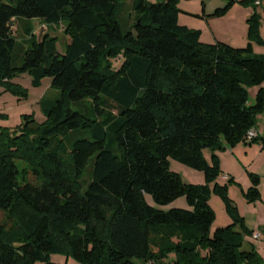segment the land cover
I'll list each match as a JSON object with an SVG mask.
<instances>
[{
    "label": "trees",
    "instance_id": "16d2710c",
    "mask_svg": "<svg viewBox=\"0 0 264 264\" xmlns=\"http://www.w3.org/2000/svg\"><path fill=\"white\" fill-rule=\"evenodd\" d=\"M223 1L211 16L235 2ZM178 2L0 0V89L24 98L12 80L28 73L32 86L50 78L57 93L40 101L41 124L22 115L0 130V210L12 221L0 224V264H60L51 255L77 264H264L253 244L241 249L253 231L229 198L233 179L218 183L216 154L242 142L264 147V135L246 138L264 111V54L251 45L264 46L259 16L247 19L245 47L203 43L179 24ZM13 20L62 26L67 43L59 50L28 27L21 45ZM169 159L201 172L204 184L184 183ZM247 174L240 191L254 203L259 176ZM212 195L231 223L211 234ZM146 196L157 206L184 198L188 209L164 211Z\"/></svg>",
    "mask_w": 264,
    "mask_h": 264
},
{
    "label": "rangeland",
    "instance_id": "374dc122",
    "mask_svg": "<svg viewBox=\"0 0 264 264\" xmlns=\"http://www.w3.org/2000/svg\"><path fill=\"white\" fill-rule=\"evenodd\" d=\"M147 1L156 2L157 0ZM218 1L223 2V0H205L204 11L209 8L214 9ZM234 1L233 5L223 16L213 17L211 16L212 13L209 15L202 13L203 7L201 5V0H179L178 7L182 11L179 14V22L189 29L200 31V41L203 43H208L217 38L234 47H245L249 42L247 19L255 11L260 20L259 35L264 41V0H250V2H248L249 0ZM255 1H259L260 4L255 5ZM121 2L124 5H128L130 0H121ZM26 23L27 27L21 26V24L13 20L9 25L10 35L21 45H25L27 41L23 34L24 28L28 27L35 40H42L45 37L55 38L59 50H62L63 46L67 43V37L63 33L62 26L49 27L39 20L26 21ZM251 45L254 55L264 54L263 45H257L253 41ZM121 62V58L112 61L113 68L115 70L118 69ZM12 82L19 85L21 89L26 92V96L21 98L11 91L0 89V130L4 128H16L21 123L22 115L31 114L34 120L41 124L45 116L42 113L40 101L46 97L53 99L57 96V93L50 88L51 79L43 78L41 79L40 85L34 87L32 86L29 74L22 73L15 77ZM247 91L249 103L252 104L254 102V95L257 91V87L247 88ZM256 127L264 132V111L256 116ZM245 143L246 142H242L239 146ZM252 146L251 151L244 154V160H240L239 157L241 155H236L235 149L229 147H226L224 150L216 151L220 160L221 169L218 183H227L228 177L233 179V182L228 185L229 198L237 207L242 217H244L246 225L253 231V234L259 235L258 240L253 242V245L258 257L262 260L264 258V174L262 173L264 169V147L261 141L252 143ZM204 154L207 158L210 155L208 151H205ZM89 166L90 165L87 166L82 177L81 183L83 186H86L90 179ZM169 169L177 173L184 183L194 185L204 184V176L201 172L180 164L177 161L169 159ZM246 171L256 174L259 173L258 190L261 199L254 203L246 202L240 191V189L247 190L250 186V180ZM224 176H227V178ZM146 201L149 205L164 211L172 208L188 209L184 198H179L167 206L155 205L148 196H146ZM209 205L215 214L214 222L210 228L212 234L217 228L229 225L231 220L225 212L222 201L217 196H211ZM0 224H4L7 229L12 227V221L8 220L5 213L1 210ZM251 238L252 236L243 235L244 242L241 248L242 250H246L248 244H252ZM50 259L54 263L63 264L67 261L68 264H77L72 259H66L62 255H51Z\"/></svg>",
    "mask_w": 264,
    "mask_h": 264
},
{
    "label": "crops",
    "instance_id": "0c3cea01",
    "mask_svg": "<svg viewBox=\"0 0 264 264\" xmlns=\"http://www.w3.org/2000/svg\"><path fill=\"white\" fill-rule=\"evenodd\" d=\"M224 2V1H223ZM223 2H219L218 1V3H217V5H216V7H214V9H205V11H204V7H203V11H202V13L203 14H206V15H209V14H211V13H213V11L216 9V8H219V7H222L224 4H225V2L223 3ZM207 8V7H206ZM188 12H190V11H188ZM178 22H179V17H178ZM179 24H181L180 22H179ZM182 26H185V25H183V24H181ZM185 27H187V26H185ZM188 28V27H187ZM215 38V37H214ZM215 41H222V40H220V39H214ZM214 40H211V41H209L208 43H214L215 41ZM223 42V41H222ZM255 96V95H254ZM255 132H256V134H257V136H259V138L260 137H263V134H264V132H262L259 128H255ZM252 143H250V142H246L244 145H242V146H239V144L238 145H236L234 148H231V149H235V154L236 155H238V156H240L239 157V159L240 160H244V154H247L248 152H250L251 151V149H252ZM247 172V171H246ZM248 172H250V171H248ZM251 173H253V174H256V173H254V172H251ZM263 174H264V169H263V172H262ZM259 174V173H258ZM258 174H256V175H258ZM224 177H226L227 178V176H224ZM241 215V214H240ZM242 216V215H241ZM244 218V217H243ZM244 222H245V220H244ZM245 225H246V222H245ZM246 227L249 229V227L246 225ZM251 242H252V244H253V242H255V241H257V240H253L252 238H251Z\"/></svg>",
    "mask_w": 264,
    "mask_h": 264
},
{
    "label": "built area",
    "instance_id": "2783aa9c",
    "mask_svg": "<svg viewBox=\"0 0 264 264\" xmlns=\"http://www.w3.org/2000/svg\"><path fill=\"white\" fill-rule=\"evenodd\" d=\"M259 4H260L259 1H255V5H259ZM256 136H257V134H256V132H255L254 129L249 130V131L247 132V134H246V138H247V140H250L251 138H254V137H256ZM258 237H259L258 234H253V235H252V239H253V240H257Z\"/></svg>",
    "mask_w": 264,
    "mask_h": 264
}]
</instances>
